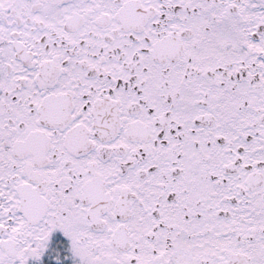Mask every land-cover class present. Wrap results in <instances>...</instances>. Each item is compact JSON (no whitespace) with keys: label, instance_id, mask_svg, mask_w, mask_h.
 <instances>
[{"label":"snow or ice","instance_id":"obj_1","mask_svg":"<svg viewBox=\"0 0 264 264\" xmlns=\"http://www.w3.org/2000/svg\"><path fill=\"white\" fill-rule=\"evenodd\" d=\"M0 264H264V0H0Z\"/></svg>","mask_w":264,"mask_h":264}]
</instances>
